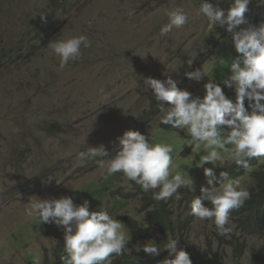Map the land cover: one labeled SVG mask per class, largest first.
<instances>
[{"label":"rangeland","instance_id":"1","mask_svg":"<svg viewBox=\"0 0 264 264\" xmlns=\"http://www.w3.org/2000/svg\"><path fill=\"white\" fill-rule=\"evenodd\" d=\"M50 1L0 0V61L4 56L0 65V264H57L55 252L63 229L52 224L45 232L38 231L39 218L26 215L32 196H70L76 204L89 200L90 210L106 211L124 223L125 253H144L138 248L146 243L133 241L123 219L145 221L144 196L138 184L124 176L104 179L107 159L120 150L118 138L128 130L145 134L152 144L171 145L170 174L188 172L193 180L178 190L179 199L173 195L174 213L177 216L182 208L188 215L201 186L208 187L201 158L211 149L194 141L187 129L163 130L160 109L167 102L157 101L144 79L171 76L178 88L199 92L208 80L230 75L237 55L231 34L199 12L203 0H65L58 12H53ZM208 2L226 12L232 0ZM175 8L187 13L188 23L161 36V28L169 22L167 13ZM248 9V22L264 19V0H250ZM44 23L48 31L41 38ZM80 35L87 37L91 47L82 46V57L61 70L59 57L50 54L47 44ZM14 47L21 50L9 54ZM197 69L205 73L199 83L185 76ZM101 145L106 155L79 159L80 152ZM221 156V161L203 167L214 168L217 176L226 171L230 179L239 180L240 189L250 193L255 187L253 174L264 172V159L234 178L230 154L221 151ZM227 227L231 231L222 235L226 242H221L214 222L193 217L184 245L195 246L203 264L206 259L208 264H254L252 251L264 245V237L248 236L240 256L237 247L227 243L236 234L240 238L233 217ZM152 237L161 249L155 260L163 264L175 258L163 249L168 239L177 238L157 231ZM182 242L178 250L183 249ZM119 259L114 254L112 264Z\"/></svg>","mask_w":264,"mask_h":264},{"label":"clouds","instance_id":"2","mask_svg":"<svg viewBox=\"0 0 264 264\" xmlns=\"http://www.w3.org/2000/svg\"><path fill=\"white\" fill-rule=\"evenodd\" d=\"M249 3L250 0H232L230 8L225 12L208 0H203L199 8V12L209 21L220 27L226 26L225 31L231 34L237 55L231 61L230 75H223L227 79L222 85L234 90V101L225 94L221 84L215 83L222 81L223 76L214 82L208 80L204 83L202 97L193 96L187 89L178 88V82L171 76H166L164 80L150 77L144 79L155 99L167 102V107L162 105L160 109L164 113L160 118L163 130H167L164 124L172 127L168 131L187 129L194 141L204 142L211 149L201 158L208 187L201 186L200 195L192 199L190 208L194 217L214 222L220 235L231 231L227 227L230 223V211L241 207L250 199V193L240 189L239 180L230 179L226 171H221L217 176L214 168L203 165L221 161V151L229 153L234 163L245 168L248 167L246 158L262 157L256 166L250 168L258 167L264 159V19L258 20L255 17L248 22L245 14L249 11ZM167 15L169 22L161 28V36L167 35L174 27H183L189 20L182 8H175ZM255 20L262 23L258 26L250 25ZM242 25L246 27H241ZM47 31L48 24L44 23L39 36L44 37ZM82 46L91 47V42L84 35L52 39L47 44L50 54L59 57L61 70L69 61L82 57ZM185 76L199 83L204 80L205 73L197 69L185 73ZM118 139L120 150L114 157L107 159L106 168L105 163L101 162V167L105 168L104 179L114 174L115 177L124 176L126 180L138 184L137 188L143 196L144 192L160 189L153 193V199L163 202L171 201L173 195L179 199L178 190L193 183L188 172L174 176L170 174L173 163L171 145L152 144L148 136L132 130L125 131ZM227 145L233 147L228 148ZM98 155H106L102 145L88 147L87 151L79 153V159ZM234 163L230 168L233 177H242L250 169L238 176L237 170L233 171ZM256 173L264 174L255 171L253 177ZM216 185H219L218 189ZM205 201L210 202L212 207L205 206ZM26 215L38 217L45 224V230L50 229L52 224L63 229L62 240L67 253L65 264H112L113 255L120 256L126 250L128 237L123 230L124 223L106 211L90 210V201L87 199L76 204L70 196H32L26 205ZM238 232L240 238H237V234L232 241L246 243L245 236L248 235L240 229ZM178 244V239H168L164 243L163 250L170 255L175 254V258L165 259L163 264H192L189 254L178 250ZM263 247L264 245L261 248ZM138 251L154 258L160 254L161 249L154 240H150L138 248Z\"/></svg>","mask_w":264,"mask_h":264},{"label":"trees","instance_id":"3","mask_svg":"<svg viewBox=\"0 0 264 264\" xmlns=\"http://www.w3.org/2000/svg\"><path fill=\"white\" fill-rule=\"evenodd\" d=\"M65 0H51L50 6L53 9V12H58L62 9L63 2ZM262 22L252 21L250 25L258 26ZM42 38V36H40ZM21 49L12 48L9 49V54L19 52ZM4 56H2L3 60ZM0 61V65L1 62ZM227 79L226 76H223L222 81H218L215 83L221 84L225 94L232 99L235 100V95H233L229 88L224 87L222 82ZM193 96H203L204 95V88L200 90L198 93H192ZM245 106L247 107V101H245ZM249 111H251L249 109ZM164 128L169 130L172 129L170 125L164 124ZM248 167L245 168L243 166H239L234 163L233 171L237 170L238 176H242L245 171L253 166H256L262 157H251L246 158ZM119 177H117L118 179ZM122 178V177H121ZM240 178V177H234ZM255 187L250 192V199L246 200L245 203L236 209L230 211L231 217L235 220L238 229L242 231L244 234L252 237L262 238L264 237V174L256 173L253 177ZM158 190H149L148 192H144V197L142 200L143 209L146 212L145 221L140 223L138 219H133L132 217L125 216L124 222L129 228L133 241L136 242H144L147 243L150 240H156V238L152 237L153 232H159L165 235H173L175 238L183 241L181 243L182 250L186 251L192 264H203L200 262L199 258L200 253L199 250L189 244H185L186 242L184 234L188 232V226L193 223V215L189 213L190 205L187 208L188 215L182 213V208L179 210L177 216H175L174 208H176V203L172 199L171 201L163 202L161 200L153 199V193L158 192ZM118 191V190H117ZM131 196H136L131 195ZM181 206L183 204L181 203ZM205 206H210L209 203H205ZM212 207V205H211ZM147 224V225H145ZM45 224L40 223L38 226L39 232L45 231ZM219 240L221 242H226L225 238L216 233ZM237 235V234H236ZM235 235V236H236ZM245 236V235H244ZM248 236H245L246 238ZM187 243V242H186ZM234 247H237L239 255L243 256L244 251L246 248V243L234 242L230 241L227 242ZM137 249L133 247V251L135 252ZM253 261L254 264H264V247L258 250L252 251ZM67 253L64 247V241L61 240L58 242L55 252V257L57 260V264H65V257ZM206 264H208V260L206 259ZM114 264H161L160 259H154L145 253H123L120 255V259L116 261ZM205 264V263H204Z\"/></svg>","mask_w":264,"mask_h":264}]
</instances>
